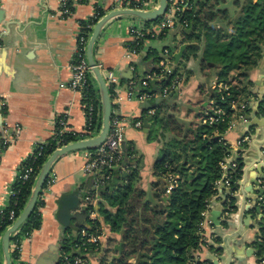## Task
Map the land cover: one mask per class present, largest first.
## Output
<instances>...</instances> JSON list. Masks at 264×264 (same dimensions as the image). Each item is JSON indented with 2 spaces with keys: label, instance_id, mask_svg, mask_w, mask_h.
Here are the masks:
<instances>
[{
  "label": "crops",
  "instance_id": "crops-1",
  "mask_svg": "<svg viewBox=\"0 0 264 264\" xmlns=\"http://www.w3.org/2000/svg\"><path fill=\"white\" fill-rule=\"evenodd\" d=\"M62 1L64 0H0V136L10 137L12 140L6 150L0 151V211L10 205L11 190L18 180L21 166L32 155L37 144L54 136L60 119L65 118L72 131L84 132L86 129L82 95L63 87L68 86L71 81V64L81 34V22H89L94 18L96 7L102 6L108 14L138 2L87 0L86 4L75 5L70 17L62 18ZM200 2L201 0H196V10L199 9L197 4ZM148 3L146 11L155 10L159 6V0H148ZM136 21L142 23L137 24ZM144 24L145 21L130 16L112 19L101 33L95 56L98 64L105 71L113 72L118 80L119 98L113 104V113L118 114L127 124L123 148L125 161L116 176H128L136 171V185L152 194L158 191L153 187L158 180L154 170L155 163L161 156L165 143L175 135L172 131L173 123H168L167 117L192 130L202 125L204 114L209 110V102L213 100L210 94L216 78L208 75V72L204 73L197 60L182 61L190 44L185 42L187 33L181 26H175L163 38L178 40L180 45L177 48L171 42L170 46L161 49L151 40L146 43L145 51L140 56L127 59L125 44L130 40L129 30L133 25ZM156 40L159 39L154 41ZM183 46L187 47L177 62L175 55ZM165 47L174 49L171 61H174V69L178 71L177 67L183 62L185 73H178L182 82L175 94H170L168 98L157 97L160 98V108L156 118L155 110L148 111L137 95L129 97L128 92L130 83L144 76L153 66L152 63L147 65L145 57L149 48L161 53ZM131 63L136 66L135 71L131 69ZM250 80L252 86L249 88V97H238V110H233L232 121L223 135L229 147L226 162L228 166H237L241 172L237 191L233 193L235 209L227 217L224 212L220 217V220L228 222L225 224L226 240L215 235L216 227L212 225L210 217L217 208L210 209L206 224L202 227L205 243L195 254V261L199 264H214V260L219 264H264L253 251V248L258 249L253 243L256 236L261 234L260 227L264 219L263 211L257 213L255 208L263 205L264 201L261 198L254 206L258 196L251 192L257 188L253 182L257 180L258 173L254 170L255 167L245 169L243 161L246 152L252 150L250 143H264V58L251 72ZM94 84L98 87L95 80ZM241 105H246V108L242 109ZM245 110V116L241 118L239 114ZM149 116L152 120L145 133L144 120ZM139 121L142 122L141 129L134 127ZM4 128H8L7 135L3 132ZM157 129L159 136L155 135ZM248 132L254 135L253 142ZM244 147H247L246 151H243ZM258 148L262 149L264 145ZM261 154L264 156V149ZM85 155L86 151L72 152L54 164L51 173L56 176V181L44 189L40 197L44 202L41 208V228L31 238L23 239L21 261L28 264H60L64 230L57 219L59 201L63 195L79 191L80 210L87 212L84 187L89 180L93 185V179L83 173ZM245 170L248 172L245 173ZM262 176L264 177V172ZM257 182L260 189L264 190V180ZM172 187L170 183L169 190ZM114 189L115 187L112 188ZM223 190L225 189L222 188ZM95 195H98L95 200L97 208L98 191ZM89 219L88 214L87 220ZM98 220L104 228V235L100 240L101 250L91 255L86 264H104L107 256H113L112 261L121 257L122 251L119 253L115 250L122 243L121 235L112 233L100 214ZM86 221L82 222L80 228L73 221L71 231L76 233L84 228L88 225ZM217 249L221 252L218 253ZM103 257L106 259L104 262ZM0 258L3 264L1 251ZM129 262L137 264V259L132 258Z\"/></svg>",
  "mask_w": 264,
  "mask_h": 264
},
{
  "label": "trees",
  "instance_id": "trees-1",
  "mask_svg": "<svg viewBox=\"0 0 264 264\" xmlns=\"http://www.w3.org/2000/svg\"><path fill=\"white\" fill-rule=\"evenodd\" d=\"M86 3L87 0H69L67 4L70 6ZM235 4L238 11L232 19L227 11L210 7V2L198 3V10L185 15L193 27V33L185 34L184 40L190 46L184 53L182 61L197 60L202 70L209 71L208 75H212L219 83L229 85L227 91L218 93L213 90L210 94L216 106L226 112L224 121L213 125L203 123L192 130L167 117L168 123H173L171 128L175 135L165 143V148L154 166L158 180L153 187L158 191L151 194L140 189L136 185V171L128 176H116L119 167L112 180L97 190L99 194L97 208L93 206L86 208L88 213L96 210L102 216L103 222L109 226L110 231L121 235V242L124 244L121 257L113 260L111 264H131L129 261L132 258L137 259V264H199L195 261V254L205 243L201 235L203 214L209 199L214 194L215 183L223 176L220 164L229 154V147L223 135L232 121L231 105L233 101L237 102L239 96L249 97V88L252 86L250 74L264 58V0H237ZM71 10L74 11V7ZM105 14V10L96 7L94 18L89 22H81L80 35L88 37L92 27ZM228 20L232 28L231 32L225 35L222 29H217L214 24ZM150 23L146 22L147 25ZM168 33L159 36L158 39L167 37ZM166 48L174 53L173 48L165 47L164 49ZM141 50L144 51L145 47H140L137 51ZM160 54L149 48L145 57L151 60L153 66L147 73L158 71ZM177 75V71H174L168 80L150 82L148 88L141 90V93L158 95L163 87L169 86L171 80ZM93 81L85 90L83 102L93 105L95 109L90 117V129L97 126L99 130L102 125V105L97 111L99 107L97 98L101 99V97ZM235 82L236 84L233 85ZM175 93L172 92V94ZM158 102L155 97L148 101L150 108L145 104L148 111H156L154 116L156 118L160 108ZM245 113L246 110L239 115L245 116ZM60 130L58 122L54 136L46 142L37 144L32 155L21 166L20 169H32L34 176L27 183L18 179L13 186L12 190L16 196L11 198L8 208L0 212V235L12 224L9 220L10 212L14 211L16 216H19L24 210L36 177L49 156L57 150L58 146L68 145L83 138L75 137L72 133L62 134ZM87 151L95 152V150ZM240 176L241 172L238 169L231 173L229 175L231 187L228 192L226 189L223 190L222 199L225 200V204H229L231 211L235 209L233 193L237 191ZM48 183L49 179L44 189L48 188ZM170 183L173 185L171 190L168 188ZM113 187H115L114 190H112ZM84 189L86 196L94 197L97 193L90 180L85 183ZM43 205L44 202L39 198L34 212L12 242L21 243L24 238H29L32 233L41 228ZM262 211L264 214V208ZM86 222L90 232L97 231L99 222L90 219ZM82 229L77 230L76 233L71 229L63 231L61 242L63 254L76 253V248L82 244ZM259 237L262 241L258 244L264 256L263 225ZM217 252L221 250L217 249ZM11 258L17 259L18 254L13 253ZM105 260L103 257L102 262ZM0 264H2L1 258Z\"/></svg>",
  "mask_w": 264,
  "mask_h": 264
},
{
  "label": "built area",
  "instance_id": "built-area-1",
  "mask_svg": "<svg viewBox=\"0 0 264 264\" xmlns=\"http://www.w3.org/2000/svg\"><path fill=\"white\" fill-rule=\"evenodd\" d=\"M69 0L62 1L61 4V16L62 18H68L73 14L71 8L75 5L71 4L70 6L67 4ZM77 1V0H71ZM119 2V1H118ZM196 0H168V9L167 12L163 17L159 19V22H151L149 25H133L129 30V41L125 44V57L129 60H132L134 57H138L143 52L142 50L138 52L137 50L140 47H146V43L148 40H155L158 39L159 36L165 35L175 26H181L185 30L190 29L192 26L188 18L185 17L186 13H192L196 10ZM149 5L148 0H138V2L131 7H125L129 10H136V11H146L147 6ZM100 8L103 9L102 6ZM90 35L88 37L79 36L78 45L75 50L74 57L72 59L71 64V81L68 86L63 85L64 88L68 87L69 89L73 90L74 92H79L82 95V105L84 107V111L86 113V129L84 132H75L72 131L68 127L67 120L65 118L60 119L59 126L61 127L60 133H72L75 137H83L81 140L94 138L100 132L98 127L96 126L93 129H90V117L94 113L93 105H87L83 102L85 98V90L89 87L91 82L94 80V76L92 70L89 66L87 60V44L89 41ZM130 44V45H129ZM145 51V50H144ZM161 60L157 65V72L147 73L142 77L137 78L130 83V89L128 92L129 97H133L137 95L138 100L145 104L146 102L152 100L155 97H162L167 98L172 92H177L180 88L182 78L180 76H175L171 83L167 87H163L162 91L158 95L149 94L147 92H142L141 90L147 89L150 82L153 81H164L168 80L171 75H173L174 70L169 68V63L173 58L174 53H171L168 48L163 49L161 51ZM133 63V62H132ZM131 63V64H132ZM104 79L106 81L107 87L109 92L112 91L110 94L112 102L118 100L119 98V85L118 80L113 72L105 71L100 64H98ZM132 70H136V66L134 64L131 65ZM94 82V81H93ZM213 90L217 91L218 93L229 90V86L227 84L219 83L217 79L213 82ZM98 109H100L102 103L101 99H98ZM242 106V105H241ZM102 108V107H101ZM209 110H207L204 114L203 122L204 124L213 125L215 123H219L220 121H224V116H226V112L216 106L215 100H210L208 105ZM232 110L237 111L238 105L237 102L233 101L231 105ZM246 105L242 106V109H245ZM242 118V116H241ZM127 124L123 118H121L118 114H114L111 119V129L106 141L100 145L98 148L95 149V152L86 151V161L83 166V173L86 177H90L93 179V184L95 190H98L104 187L107 183H109L116 170L121 166L124 160V144H125V132H126ZM134 127L141 129L142 122H136ZM18 131V130H17ZM6 135L8 133V128H4L3 131ZM12 140L10 137H1L0 136V151L6 150ZM66 146V145H63ZM58 146L57 149L63 147ZM228 157V156H227ZM221 169L223 171V176L220 180H218L214 185V194L209 199L207 203V209L203 214V221L201 223V229L206 224V218L209 214V211L214 204L215 201H218L223 198V189L229 190L231 187V180L229 175L237 170V166H228L226 159L221 162ZM34 176L33 170L30 168H23L20 169L18 179L21 180L23 183H27L30 179ZM37 178V177H36ZM49 183L48 187L52 186L56 181V176L52 173L49 175ZM16 193L11 190V198L15 197ZM98 195L94 197L86 196L85 202L86 206H93L95 208ZM225 212L224 216L227 217L231 212L229 204H225ZM5 210V209H4ZM4 210L0 211L3 212ZM89 217L92 221L98 220V212L96 210H91L89 213ZM19 216H16L14 211L10 212L9 220L13 224ZM19 232V231H18ZM15 233L13 238L18 234ZM104 228L99 224V227L96 232H90L88 227L81 230V241L82 244L80 247L76 248V253L71 255H66L61 253L60 255V262L62 264H86L88 258L91 255L99 253L101 250L100 240L103 237ZM33 234V233H32ZM32 234L29 238L32 237ZM202 235V230H201ZM2 234L0 235L1 239ZM12 238V239H13ZM23 241V240H22ZM21 243L19 241L12 242L10 246V254L13 253L18 254V258L12 260V264H28L26 262L21 261L20 253H21ZM91 246H93L91 248ZM91 248V250H89Z\"/></svg>",
  "mask_w": 264,
  "mask_h": 264
},
{
  "label": "water",
  "instance_id": "water-1",
  "mask_svg": "<svg viewBox=\"0 0 264 264\" xmlns=\"http://www.w3.org/2000/svg\"><path fill=\"white\" fill-rule=\"evenodd\" d=\"M168 9V0H159V6L152 11H136V10H129V9H123V10H115L112 12H109L108 14H105L93 27L91 36L89 38L88 44H87V60L89 63V66L92 70L94 80L98 86L100 97H101V103H102V125L100 132L98 135L94 138L85 139L81 141H77L74 143H70L66 146H63L57 150H55L49 158L46 160V162L43 164L36 181L34 183L31 195L29 197V200L27 204L25 205L24 210L21 212L17 220L11 224L3 233L0 239V250L3 257V264H12V258L10 254V246L11 241L15 233H17L20 228L27 222V220L30 218L32 213L34 212L37 202L42 195V192L44 190L45 184L49 178V175L53 169L54 164L62 157L68 155L72 152L77 151H87V150H95L100 145H102L110 132L111 129V119L113 116V102L110 96L109 89L107 87L106 81L104 79V76L98 66V62L96 59V47L97 43L99 41V38L101 36L102 31L104 30L106 24L110 22L112 19L123 17V16H130L134 18H138L140 20H143L145 22H154L156 20H159L161 17L165 15ZM187 34L193 33V27L185 31ZM187 46H183L178 54L175 55V60L178 62L180 58L182 57L184 50ZM210 82V79H208ZM160 100L157 99V102ZM146 106L150 108V104L148 102L145 103ZM152 120V117L149 116L145 118L144 120V131L145 133L148 132L149 128V122ZM247 121H250V118H247ZM249 138H251V142L254 140V135L251 134V132H248ZM256 145L261 146L264 145L258 144V143H250V148L252 150H249L246 152L245 158H243L245 169L255 167L254 170L258 173L256 176L257 180H264V177L262 176V173L264 172V156L261 154L262 149L264 148H258ZM247 147L243 148V151H246ZM245 173L248 172V170L244 171ZM255 180L253 182V185H255L257 188H255L251 193H257L258 198L256 199V202L254 206L257 205L259 199H263L264 201V194L263 189H260V184ZM246 201L248 199L246 198ZM81 205V193L79 191H76L71 194L63 195L60 198L59 201V209L57 212V219L60 222L61 226L63 227V230L67 231L71 229L72 222H76V227L80 228L82 225V222L86 221L88 218V214L85 210H80ZM217 208L215 212L212 213L211 222L212 225L216 227L215 235L217 237L225 239L226 234V227L225 224L228 223L225 221V219L220 220V217L223 212H225V200L221 199L218 202H215L211 210ZM264 208V205L255 208L256 212L260 213L261 210ZM262 225L264 226V221L261 222L260 229L262 230ZM226 240V239H225ZM231 240V238H229ZM262 239L257 235L255 238V242L253 243L254 246H256L258 249H254L255 254H257V257L261 262H264V256L261 254L260 250V243ZM259 243V244H258ZM123 248V244H119L115 247V250H118L119 253H121ZM227 250L230 252L228 246ZM253 254V253H252ZM213 256V255H212ZM250 256V255H249ZM213 259H215V256H213ZM214 264H219L216 260H214Z\"/></svg>",
  "mask_w": 264,
  "mask_h": 264
},
{
  "label": "rangeland",
  "instance_id": "rangeland-1",
  "mask_svg": "<svg viewBox=\"0 0 264 264\" xmlns=\"http://www.w3.org/2000/svg\"><path fill=\"white\" fill-rule=\"evenodd\" d=\"M236 1L237 0H201V4H206L207 2H210V7H215V9L220 10V11H227L229 14V17L232 19L233 17H235V14L238 11V7L236 6ZM230 20L228 21H223L221 23H215L214 25L216 26L217 29H222L223 33L225 35H228L231 32V24L229 23ZM135 23L139 24L142 22L136 21ZM95 26V25H94ZM93 26V27H94ZM139 26V25H138ZM153 42H156L157 45H159V48L162 49V47L164 46H170L171 42H172V46L173 47H178L180 45V42H178V40H172L171 37H168L166 39L163 40H156ZM204 45V44H203ZM172 61V60H171ZM169 63V68H172L174 71H176L174 69V61ZM147 65L150 66L151 65V60L147 61ZM178 71L177 73L181 74V73H185V66L183 67V63L179 64V66L177 67ZM181 71V73L179 72ZM204 73L209 72L207 69L203 70ZM159 136V129L156 130L155 135ZM106 262L104 264H111V261L113 259V256H107L106 258Z\"/></svg>",
  "mask_w": 264,
  "mask_h": 264
}]
</instances>
